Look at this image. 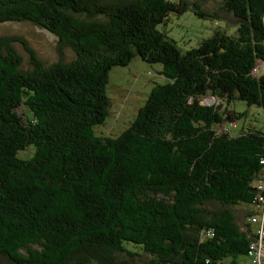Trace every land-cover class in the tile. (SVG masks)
Wrapping results in <instances>:
<instances>
[{
	"label": "trees",
	"instance_id": "trees-1",
	"mask_svg": "<svg viewBox=\"0 0 264 264\" xmlns=\"http://www.w3.org/2000/svg\"><path fill=\"white\" fill-rule=\"evenodd\" d=\"M216 1L233 30L181 49L157 29L169 13L216 16L190 0H0V23L41 27L57 53L44 64L0 35L1 263L134 264L137 251L144 264L248 259L254 207L242 228L233 207L253 206L264 132L232 135L225 123L244 112L200 101L264 109V0ZM134 58L165 81L122 131L95 135L108 72Z\"/></svg>",
	"mask_w": 264,
	"mask_h": 264
},
{
	"label": "rangeland",
	"instance_id": "rangeland-1",
	"mask_svg": "<svg viewBox=\"0 0 264 264\" xmlns=\"http://www.w3.org/2000/svg\"><path fill=\"white\" fill-rule=\"evenodd\" d=\"M208 12H214V17H198L191 8L179 15L171 12L167 15L164 24H159L157 29L166 37L172 39L181 49H188L196 45L199 40L206 38L211 32L220 28L231 32L234 28L233 17L225 12L221 4L216 0H190ZM0 35H15L25 41L26 47L31 48L36 57L44 64H49L57 60L55 50V37L41 27L28 21H10L0 23ZM16 52L20 55L22 66L28 67V55L20 43H13ZM66 59L71 57L68 48L63 49ZM158 64H147L139 58H134L129 64L123 67H113L108 72V80L105 86V95L109 101L107 115L102 124L93 127L95 135L115 136L122 131L134 118L136 110L143 104L151 86L154 83H163L165 79L159 75ZM264 69V64L262 70ZM261 70V69H260ZM261 72V71H260ZM202 104H219V110L224 108L234 111H243L244 116L230 123H225V127L230 134L235 135L243 128L259 129L264 132V109L249 105L244 102L234 100L223 103L211 97H204L200 101ZM234 213L238 225L242 228L245 221L243 210H252L250 204L234 206ZM254 227L251 226V229ZM127 258V257H126ZM150 257L137 251L133 258L134 264H144ZM121 256L119 261H125ZM242 264H250L249 259L244 257L239 259ZM0 264H3L0 262Z\"/></svg>",
	"mask_w": 264,
	"mask_h": 264
},
{
	"label": "built area",
	"instance_id": "built-area-1",
	"mask_svg": "<svg viewBox=\"0 0 264 264\" xmlns=\"http://www.w3.org/2000/svg\"><path fill=\"white\" fill-rule=\"evenodd\" d=\"M260 162L264 163V159ZM254 186L256 189L254 212L249 215L248 221L255 227V238L249 243L248 259L250 264H264V179L257 180Z\"/></svg>",
	"mask_w": 264,
	"mask_h": 264
},
{
	"label": "water",
	"instance_id": "water-1",
	"mask_svg": "<svg viewBox=\"0 0 264 264\" xmlns=\"http://www.w3.org/2000/svg\"><path fill=\"white\" fill-rule=\"evenodd\" d=\"M212 99V98H211Z\"/></svg>",
	"mask_w": 264,
	"mask_h": 264
}]
</instances>
